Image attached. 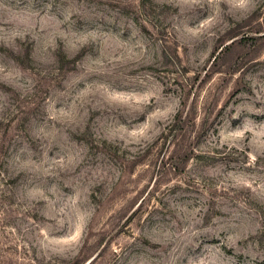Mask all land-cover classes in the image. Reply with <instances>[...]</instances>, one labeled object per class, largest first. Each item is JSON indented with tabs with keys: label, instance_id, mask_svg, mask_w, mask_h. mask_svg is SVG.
<instances>
[{
	"label": "rangeland",
	"instance_id": "374dc122",
	"mask_svg": "<svg viewBox=\"0 0 264 264\" xmlns=\"http://www.w3.org/2000/svg\"><path fill=\"white\" fill-rule=\"evenodd\" d=\"M0 264H264V0H0Z\"/></svg>",
	"mask_w": 264,
	"mask_h": 264
},
{
	"label": "trees",
	"instance_id": "16d2710c",
	"mask_svg": "<svg viewBox=\"0 0 264 264\" xmlns=\"http://www.w3.org/2000/svg\"><path fill=\"white\" fill-rule=\"evenodd\" d=\"M226 46V45H225ZM228 48V47H227ZM217 58V56H215V59ZM179 130H180V133H183L184 135L186 134L185 132H188L186 131L184 128H181V127H178ZM174 153H175V150H173ZM187 156L183 157L180 161L183 163L185 160H186Z\"/></svg>",
	"mask_w": 264,
	"mask_h": 264
}]
</instances>
